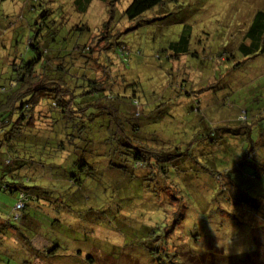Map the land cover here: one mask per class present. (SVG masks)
I'll return each mask as SVG.
<instances>
[{
	"label": "rangeland",
	"instance_id": "obj_1",
	"mask_svg": "<svg viewBox=\"0 0 264 264\" xmlns=\"http://www.w3.org/2000/svg\"><path fill=\"white\" fill-rule=\"evenodd\" d=\"M74 1L50 0L46 7L57 17L65 11L62 27L69 31L76 26L68 36L81 43L99 40L106 23L113 49L108 58L103 52L98 57L105 42L100 40L97 47L92 43L88 69L98 80L105 77L101 70L114 77L115 90L122 83L133 85L129 90L135 92L136 103L126 116L142 108L147 116L159 107L150 115V120L160 116L159 124H151L150 131L169 137L176 154L166 163L164 176L136 180L127 174L122 190L106 172L95 169L92 178L82 177L75 217L46 202L48 193L54 198L60 190L75 192L74 187H57L54 175L55 183L48 187L46 169L21 170L19 175L32 177L23 185L38 195L39 203L29 202L14 219L17 193L0 191V264H170L181 261L177 247L219 249L225 256L247 253L251 263L264 264V164L257 161L264 160V54L245 56L237 50L254 13L264 10V0H165L132 22L123 16L131 0H119L111 6L113 12L93 0L85 14L74 12ZM1 4L0 75L9 64L5 49L15 32L16 52L30 57L25 26L34 17L25 12L31 0ZM6 17L12 22L5 23ZM5 25L14 29L6 32ZM82 25L88 32L80 31ZM181 36L187 37L186 54L175 55L168 45ZM4 95L0 91V100ZM35 110L36 126H49L46 104ZM209 129L239 138L224 139L216 156L225 163L215 172L200 159L197 144ZM9 158L0 153V160ZM184 159H192L191 167ZM68 195H62L64 206L57 205L62 210L70 207ZM51 243V248L58 246L52 256L37 252Z\"/></svg>",
	"mask_w": 264,
	"mask_h": 264
},
{
	"label": "trees",
	"instance_id": "obj_2",
	"mask_svg": "<svg viewBox=\"0 0 264 264\" xmlns=\"http://www.w3.org/2000/svg\"><path fill=\"white\" fill-rule=\"evenodd\" d=\"M4 1L6 0H0V7ZM92 1L75 0L74 12L85 14ZM100 1L110 8L109 12H113L111 6L119 0ZM164 1L131 0L123 11V16L129 22L135 21L162 5ZM31 2L32 6L25 8V12L34 14L25 26L29 30L25 50L30 57L26 60L16 52L18 37L15 32L10 40V48L5 49L9 64L0 75L3 81L0 91L5 94L0 100V153L10 156L8 162L0 160V191L17 193L14 205L20 203L21 208L16 209L14 206L13 213L14 219H18L20 212L29 202L39 203L38 195L34 196L32 190L23 185L24 181H32V177L18 173L24 169H46V184H50L48 187L57 182L59 188L71 186L75 189L73 193H70L69 189L55 192L54 198L49 197L48 193L46 202L58 208L60 212L75 217L78 205L76 192L82 188V177L92 178L90 174L95 169L101 173L106 172L108 180H112L115 187L122 190L127 174L136 180L154 174L164 176L167 171L166 163H170L176 153L172 152L171 141H167L169 137L161 138L155 130L150 131L151 124H159L160 116L150 120V115L157 112L159 107L150 110L149 116H145L144 108L133 116H126L125 113L130 112L136 103L135 92L130 93L129 90L133 85L122 83L121 88L115 90L117 82L114 77L101 70L105 77L98 80L96 73L88 69L89 55L100 40L105 42V46L100 52H96L99 53L98 57L103 52L105 55L102 56L108 58L107 51L113 49L110 44L113 37L109 34L106 23L102 25L104 32L98 37L99 40H94L96 43L89 40L81 43L78 39L73 40L68 36L76 26H71L69 31L64 25L62 27V24L66 25L67 22L64 18L65 11L60 13L61 17L53 16V10L46 7L50 0ZM10 18L6 17L5 23L12 22L13 19ZM79 25L81 22L77 26ZM5 27L6 32L8 29H14L9 25ZM63 29L65 32L61 35ZM79 29L84 33L89 30L85 25ZM187 42V37L181 36L178 42L169 43V51L175 52V55L186 54ZM92 43L94 47L91 46ZM114 45L120 44L116 42ZM119 47L117 46V49ZM118 50H121V47ZM237 50L245 56L264 54V10L254 13ZM109 61L108 59L104 62L108 65ZM99 66L111 69L102 64ZM43 104H46L49 114L46 118L50 124L40 129L35 124L34 113L35 109ZM242 117L244 121L248 120L246 116H240ZM216 130L209 129L201 140H197L201 153L199 157L202 162L206 161L205 164L209 165L211 172L224 166L225 161L216 156L224 147L222 143L230 138L239 139L230 137L227 132L221 134ZM238 135L239 132H236V136ZM188 147H185V150ZM211 154L212 158H209ZM37 156L42 158L38 160ZM191 160L184 159V162H188L187 166L191 167ZM257 161L264 164L261 158ZM107 167H113L116 172L106 169ZM52 175L56 177L55 182L51 178ZM91 182L95 186V180ZM65 191L69 194L70 207L62 210L57 205L64 206L62 195ZM121 213H124L123 210ZM52 245L48 244L47 248L37 252L50 257L58 248L56 245L51 248ZM176 250L181 261L170 264H253L250 262L251 255L247 253L225 256L219 249L203 252L185 251L182 247H177ZM150 253L151 260L154 261L155 255L152 251Z\"/></svg>",
	"mask_w": 264,
	"mask_h": 264
},
{
	"label": "built area",
	"instance_id": "obj_3",
	"mask_svg": "<svg viewBox=\"0 0 264 264\" xmlns=\"http://www.w3.org/2000/svg\"><path fill=\"white\" fill-rule=\"evenodd\" d=\"M16 209H19L21 208V204L20 203H17L16 206H15Z\"/></svg>",
	"mask_w": 264,
	"mask_h": 264
}]
</instances>
